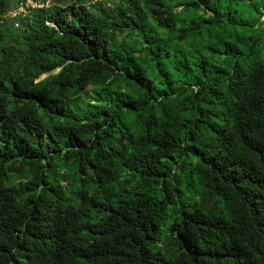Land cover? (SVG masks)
Returning a JSON list of instances; mask_svg holds the SVG:
<instances>
[{
	"label": "trees",
	"instance_id": "trees-1",
	"mask_svg": "<svg viewBox=\"0 0 264 264\" xmlns=\"http://www.w3.org/2000/svg\"><path fill=\"white\" fill-rule=\"evenodd\" d=\"M11 3L0 0V264H261L264 144L229 129L242 116L264 128V6L125 0L119 20L101 6L117 40L59 13L53 38ZM246 230L248 243L234 239Z\"/></svg>",
	"mask_w": 264,
	"mask_h": 264
},
{
	"label": "clouds",
	"instance_id": "clouds-1",
	"mask_svg": "<svg viewBox=\"0 0 264 264\" xmlns=\"http://www.w3.org/2000/svg\"><path fill=\"white\" fill-rule=\"evenodd\" d=\"M251 3H255L257 5L264 6V0H250ZM31 6L30 8H27V6ZM10 7H19L13 15L16 13H22L25 12L27 15L25 16L26 20H31L32 17H36L38 19H42L43 23L47 26L49 30V34H52V30H55V35L53 38H59L63 36V33L61 31V28L57 26L56 23H54L51 19H48V17H56V14L59 13V16L62 17L67 21L68 24H72L74 26L79 27L78 24H76V20L79 17H84L83 24L87 26L88 32H89V38H95L92 36V28L93 27H101L102 32L107 33L108 36H103L100 33L97 35L100 36L101 39H108L113 32L116 33V39H121V33L120 31L113 26L112 20L109 19L108 15H105L100 11L101 6H103L104 9L107 11L113 13L115 15V18L117 20L120 19L119 14L115 13L116 7H127L125 4V0H26V4L21 3V5H16L15 0H12V3L9 5ZM72 6H75L73 9ZM83 6V9L81 8ZM203 7V5H201ZM73 11L77 13V16H73ZM91 15H88V14ZM129 15H131L129 13ZM209 17H214L215 13L212 11H209L207 13ZM257 15L255 11H250L248 15H246L244 18H251L252 16ZM259 16L261 19H264V7L260 8ZM98 17L103 21V24L97 25L95 18ZM111 44V40L109 41ZM14 71V69H13ZM98 103H106L105 101H98ZM72 122L69 121V124ZM81 123H91V121H81ZM229 131L233 134V139L236 140L238 143L240 142L241 134L243 133L244 136L250 138V139H256L260 141L261 144H264V128H260L257 130L250 119H246L245 117H241V122L239 125H235L234 127H231ZM2 147V145H0ZM134 151V149H129V152ZM229 152H233V155H236L237 153L234 151L233 148H229ZM223 156L228 157V152H224ZM195 161V157H190ZM199 163L198 161H196ZM227 163V160L225 161ZM31 179V177H29ZM89 196H99V198L103 199L102 194H98L96 192H93L89 190L88 192ZM197 200H199V197H196ZM27 223V221H25ZM171 223V221H169ZM254 227V226H253ZM254 235V233H253ZM27 233H23L21 235V241H24L26 238ZM234 239L238 241H242L244 243H248L250 237L247 235V230L243 234V237L241 234H236L234 236ZM12 251L15 252V237L12 238ZM88 243H91V240L88 241ZM252 243H259L260 247L264 249V236L259 237L256 241H253ZM251 247V245H249ZM85 247H87V244H85ZM261 264H264V261H261Z\"/></svg>",
	"mask_w": 264,
	"mask_h": 264
}]
</instances>
